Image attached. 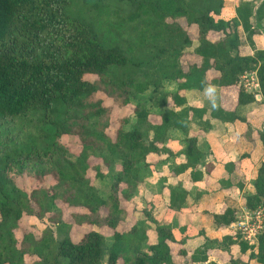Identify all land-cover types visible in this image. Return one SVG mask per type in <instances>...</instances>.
<instances>
[{
  "label": "trees",
  "instance_id": "obj_1",
  "mask_svg": "<svg viewBox=\"0 0 264 264\" xmlns=\"http://www.w3.org/2000/svg\"><path fill=\"white\" fill-rule=\"evenodd\" d=\"M222 10L223 0H0V264H25V254L38 258L30 264H174L169 247L174 236L157 225L149 209L143 214L152 229L117 227L127 218L123 202L134 197L152 166L149 157L167 160L173 154L167 146L171 131L181 132L185 143V161L172 170L191 167L192 179H200L195 169L202 155L189 124L201 121L205 109L186 105L185 91L233 86L255 71L264 102V48L255 49L252 41L258 32L253 20L257 26L264 22V0L254 11L240 3L234 19L223 18ZM237 24L251 55L242 53ZM190 26L196 27V39L188 34ZM210 31L219 38L211 40ZM191 54L200 64L182 62ZM210 69L217 75L208 81ZM98 92L119 107L134 105L132 120L121 118L113 138L106 132L111 107ZM253 100L239 88L238 105ZM211 116L238 118L221 107ZM199 125L210 128L207 120ZM64 135L78 138L77 154L61 144ZM259 136L264 143V134ZM92 157L109 168L119 164L113 186L123 185L122 200L115 191L104 196L89 180ZM22 174L39 184L50 176L55 183L26 192L15 184ZM95 176L105 177L99 166ZM253 185L255 192L246 196L250 211L264 205V158ZM185 197V190L171 189L169 208L179 209ZM56 199L85 208L74 215L77 223L105 225L112 233L89 230L73 242ZM24 214H49L55 231L45 225L39 238L27 233L18 244L13 230ZM214 219L235 220L230 209ZM239 242L241 250L256 249L250 256L264 264V226L255 246Z\"/></svg>",
  "mask_w": 264,
  "mask_h": 264
},
{
  "label": "crops",
  "instance_id": "obj_2",
  "mask_svg": "<svg viewBox=\"0 0 264 264\" xmlns=\"http://www.w3.org/2000/svg\"><path fill=\"white\" fill-rule=\"evenodd\" d=\"M261 0H223L222 17L236 18L235 9L242 3L251 4L254 11ZM252 36L255 49L264 48V22ZM242 53L253 54L240 24L236 25ZM217 34L210 31V35ZM186 62L200 64V57L185 55ZM217 72L210 69L206 74L209 81ZM243 80L228 87L207 84L203 89H189L184 92L186 105L203 108L205 114L201 121L189 124V134L196 138V146L201 158L195 171L200 179H192V168L187 167L175 172L172 170L184 161L182 150L185 148L184 136L177 130L171 131L167 146L173 154H152V166L144 172L142 183L132 199L122 204L127 213L125 223L117 230H127L132 224L150 230L153 225L143 214L149 209L157 225L168 228L175 241L169 243L174 264H261L250 254L254 248L240 249L235 233L238 217L250 211L246 207V196L255 192L253 181L264 158V143L259 134H264V102L257 91L254 100L247 104H237L239 88ZM246 92L250 88L246 87ZM221 107L234 113V120L218 119L211 111ZM210 124L205 130L200 123ZM153 121H158L154 119ZM166 160V161H164ZM181 188L186 197L179 209L169 208V191ZM230 209L235 218L229 224L216 222L215 215ZM148 210V211H149ZM103 229V230H102ZM107 231L108 233H105ZM100 232L110 235L112 230L102 226ZM249 245V244H248Z\"/></svg>",
  "mask_w": 264,
  "mask_h": 264
},
{
  "label": "rangeland",
  "instance_id": "obj_3",
  "mask_svg": "<svg viewBox=\"0 0 264 264\" xmlns=\"http://www.w3.org/2000/svg\"><path fill=\"white\" fill-rule=\"evenodd\" d=\"M182 27H187V23L184 19H178L177 21ZM188 34L190 38L196 39V27L190 26L188 27ZM209 38L211 40H215L219 38V33L210 35ZM196 42H194L193 46H191L189 49L193 48L195 46ZM187 59L185 56L182 57V62L186 64ZM85 79L89 81L95 80V76L93 75H86ZM148 94V93H146ZM98 96L102 99L104 106L111 107V112L109 115V127L106 129V132L109 136L112 138L115 136V130L118 127L120 123V119L123 117H130L132 120V111L134 108L133 104H128L122 107L117 106L113 103V99L110 96H107L103 92H98ZM158 119L156 116H151V120ZM124 128H127L125 126ZM60 142L65 148L72 154H77L80 149V143L76 136L74 135H64L61 137ZM96 166H99V171L105 175L103 178H98L95 176L96 173ZM120 168L119 164H114L113 167L109 168L105 164L101 162L99 158H90V167L87 170V177L89 180L95 184V186L98 188V190L105 196L109 193L115 191V194H117L118 198L122 200L121 196V189L123 187L122 184H120L117 188L113 186V179L116 173V170ZM55 183L54 179H52L50 176H45L42 183H38L35 178L30 177L26 174H22L17 176L15 180V184L18 188L22 189L23 191L29 192L31 189L35 188L37 185L42 188H48L51 185ZM56 207L60 210V219L69 223V235L73 242H76L79 240V238L87 231L89 230H98L100 231V228L102 226H95V225H89L86 222H81L80 224L76 222L77 218L74 216L76 214H81L86 212L85 208L81 206H73L68 205L66 202H63L60 199L55 200ZM125 204V202H123ZM106 213L105 209H102L100 214L104 216ZM49 226L53 232L55 231L56 225L54 222L49 219V214H45L42 217H36L34 215H28L24 214L17 223L16 228L13 230L14 235L17 239V243L19 244L22 238L25 234L31 233L35 239L39 238L41 236L42 230L44 226ZM103 230V229H102ZM105 233H108L105 231ZM38 258L36 255H24V261L25 264H30L33 261H36ZM118 264H121V261L118 262Z\"/></svg>",
  "mask_w": 264,
  "mask_h": 264
},
{
  "label": "built area",
  "instance_id": "obj_4",
  "mask_svg": "<svg viewBox=\"0 0 264 264\" xmlns=\"http://www.w3.org/2000/svg\"><path fill=\"white\" fill-rule=\"evenodd\" d=\"M243 80V88H250V92L256 96L259 90L258 80L255 71L245 72L240 76ZM264 226V205H258L255 209L241 214L235 226V233L240 240L247 242L249 245L255 246L258 242V237Z\"/></svg>",
  "mask_w": 264,
  "mask_h": 264
}]
</instances>
